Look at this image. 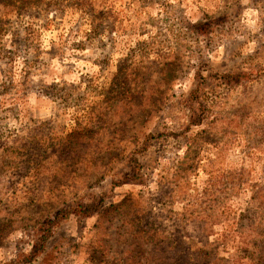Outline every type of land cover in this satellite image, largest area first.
Here are the masks:
<instances>
[{"label": "rangeland", "instance_id": "rangeland-1", "mask_svg": "<svg viewBox=\"0 0 264 264\" xmlns=\"http://www.w3.org/2000/svg\"><path fill=\"white\" fill-rule=\"evenodd\" d=\"M0 264H264V0H0Z\"/></svg>", "mask_w": 264, "mask_h": 264}, {"label": "trees", "instance_id": "trees-1", "mask_svg": "<svg viewBox=\"0 0 264 264\" xmlns=\"http://www.w3.org/2000/svg\"><path fill=\"white\" fill-rule=\"evenodd\" d=\"M102 202V199L99 200V204ZM125 202H126V198L123 199L120 203L118 204H111L107 207H105V209L101 212V214H111V213H114V212H118L120 211L121 208H123V206L125 205ZM83 208V211L86 212L87 210L90 209V207H93L91 203H89V205H86V206H82V205H79Z\"/></svg>", "mask_w": 264, "mask_h": 264}]
</instances>
